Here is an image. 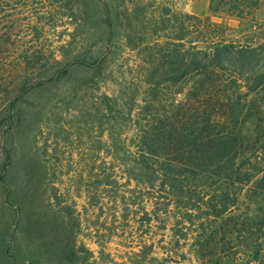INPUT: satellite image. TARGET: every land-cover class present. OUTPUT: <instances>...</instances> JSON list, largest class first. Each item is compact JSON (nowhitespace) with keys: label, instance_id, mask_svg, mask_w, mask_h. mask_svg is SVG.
Instances as JSON below:
<instances>
[{"label":"rangeland","instance_id":"1","mask_svg":"<svg viewBox=\"0 0 264 264\" xmlns=\"http://www.w3.org/2000/svg\"><path fill=\"white\" fill-rule=\"evenodd\" d=\"M169 9L219 23L243 45L264 42V4L239 20L212 16L209 0H76L75 20L57 17L42 39L50 72L24 85L35 65H0V264H222L213 240L200 258L173 249L171 219L157 221L154 201L123 187L118 170L109 176L108 149L128 142L109 138L103 97L154 60L147 46ZM250 99L264 104V91Z\"/></svg>","mask_w":264,"mask_h":264},{"label":"trees","instance_id":"2","mask_svg":"<svg viewBox=\"0 0 264 264\" xmlns=\"http://www.w3.org/2000/svg\"><path fill=\"white\" fill-rule=\"evenodd\" d=\"M263 4L209 0V11L244 20ZM165 11L162 36L147 46L154 60L138 65L119 96L103 97L104 111L95 107L109 138L128 142L108 149L109 176L118 170L123 187L133 183L154 201L157 221L171 219L173 249L200 258L198 250L213 240L222 264L242 263L241 256L264 264V104L250 99L264 91V42L243 45L208 18ZM75 13L76 0H0V65H35L23 69L24 85L50 72L41 66L50 61L45 31ZM127 46L137 48L129 38ZM243 199L253 204L252 216Z\"/></svg>","mask_w":264,"mask_h":264}]
</instances>
